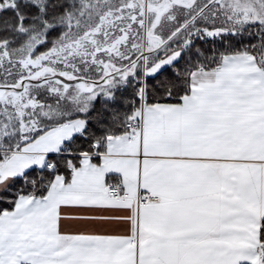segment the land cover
Masks as SVG:
<instances>
[{
	"label": "snow or ice",
	"instance_id": "6c2138e0",
	"mask_svg": "<svg viewBox=\"0 0 264 264\" xmlns=\"http://www.w3.org/2000/svg\"><path fill=\"white\" fill-rule=\"evenodd\" d=\"M0 264H264V0H0Z\"/></svg>",
	"mask_w": 264,
	"mask_h": 264
}]
</instances>
